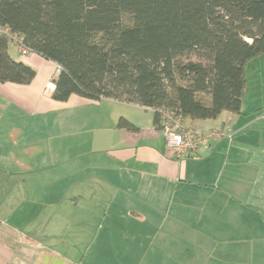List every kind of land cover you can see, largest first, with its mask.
<instances>
[{
  "label": "crops",
  "instance_id": "0c3cea01",
  "mask_svg": "<svg viewBox=\"0 0 264 264\" xmlns=\"http://www.w3.org/2000/svg\"><path fill=\"white\" fill-rule=\"evenodd\" d=\"M10 54L36 76L0 82V264H264V55L241 113L185 120L233 138L177 160L150 108L58 101L57 63Z\"/></svg>",
  "mask_w": 264,
  "mask_h": 264
},
{
  "label": "trees",
  "instance_id": "16d2710c",
  "mask_svg": "<svg viewBox=\"0 0 264 264\" xmlns=\"http://www.w3.org/2000/svg\"><path fill=\"white\" fill-rule=\"evenodd\" d=\"M0 27L58 64L54 99L139 104L157 128L162 109L241 113L246 65L264 55V0H0ZM10 45L0 34V82L31 83L36 70ZM117 127L138 130L125 117Z\"/></svg>",
  "mask_w": 264,
  "mask_h": 264
},
{
  "label": "built area",
  "instance_id": "2783aa9c",
  "mask_svg": "<svg viewBox=\"0 0 264 264\" xmlns=\"http://www.w3.org/2000/svg\"><path fill=\"white\" fill-rule=\"evenodd\" d=\"M2 33L6 34L10 42L18 48L21 56L33 53L18 34L9 31L8 28L0 27V34ZM58 72L59 66L56 70V73ZM49 86L53 87V82H50ZM159 119L165 146L177 160L198 157L202 149L210 148L213 139L233 138V132L226 124L209 129L195 123L186 124L181 116L168 109L160 110Z\"/></svg>",
  "mask_w": 264,
  "mask_h": 264
},
{
  "label": "rangeland",
  "instance_id": "374dc122",
  "mask_svg": "<svg viewBox=\"0 0 264 264\" xmlns=\"http://www.w3.org/2000/svg\"><path fill=\"white\" fill-rule=\"evenodd\" d=\"M193 58H195V56H193ZM253 87H254V85L252 84L251 88H253ZM251 94H252V92H251ZM126 109L129 110V112L132 115H137V114L140 115L142 117V120H145L148 116L152 115L151 111H145L144 109L140 108L139 106L127 105ZM144 113H146V114H144Z\"/></svg>",
  "mask_w": 264,
  "mask_h": 264
}]
</instances>
